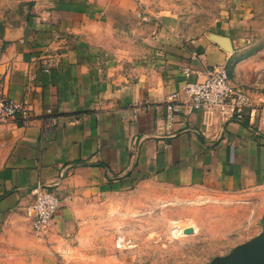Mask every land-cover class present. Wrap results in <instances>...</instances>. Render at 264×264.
I'll use <instances>...</instances> for the list:
<instances>
[{
    "label": "crops",
    "instance_id": "obj_1",
    "mask_svg": "<svg viewBox=\"0 0 264 264\" xmlns=\"http://www.w3.org/2000/svg\"><path fill=\"white\" fill-rule=\"evenodd\" d=\"M19 6L0 22V100L28 111L0 121V264H72L89 203L143 185L241 200L264 232V124L252 130L193 110L184 96L188 81L226 65L233 84L264 105L243 59L244 22L215 30L231 38L227 53L209 36L184 42L158 28L138 0ZM173 94L179 111L169 135ZM40 185L62 202L47 242L26 223Z\"/></svg>",
    "mask_w": 264,
    "mask_h": 264
},
{
    "label": "rangeland",
    "instance_id": "obj_2",
    "mask_svg": "<svg viewBox=\"0 0 264 264\" xmlns=\"http://www.w3.org/2000/svg\"><path fill=\"white\" fill-rule=\"evenodd\" d=\"M138 1L143 15L184 42L215 34L225 20L244 22L242 42L248 48L243 59L255 92L264 95V0ZM20 2L0 0V22L11 20ZM188 196L143 185L90 202L78 220L83 223L77 245L81 257L71 263L210 264L259 235L254 213L242 208L243 201L223 195ZM27 218L26 223H33L32 211ZM176 228L184 233L176 235ZM190 228L195 233L186 235Z\"/></svg>",
    "mask_w": 264,
    "mask_h": 264
},
{
    "label": "built area",
    "instance_id": "obj_3",
    "mask_svg": "<svg viewBox=\"0 0 264 264\" xmlns=\"http://www.w3.org/2000/svg\"><path fill=\"white\" fill-rule=\"evenodd\" d=\"M47 73L49 68L45 69ZM192 72H186L189 79ZM204 81H188L184 96L191 109L203 113L217 112L229 122H236L251 128L264 124V105L247 92L237 88L230 77L226 65H215L205 69ZM179 95L173 94L167 99L166 131L174 133ZM23 116L28 119V111L22 103L10 99L0 100V121H9ZM62 209L61 199L50 189L41 185L35 191L32 209L33 234L37 240L47 242L55 227V219Z\"/></svg>",
    "mask_w": 264,
    "mask_h": 264
},
{
    "label": "water",
    "instance_id": "obj_4",
    "mask_svg": "<svg viewBox=\"0 0 264 264\" xmlns=\"http://www.w3.org/2000/svg\"><path fill=\"white\" fill-rule=\"evenodd\" d=\"M30 2L37 0H20ZM210 40L227 53H233L232 40L228 36L210 34ZM195 233L194 228L186 229V235ZM210 264H264V232L256 236L251 241L238 246L233 252L225 257H220Z\"/></svg>",
    "mask_w": 264,
    "mask_h": 264
},
{
    "label": "bare ground",
    "instance_id": "obj_5",
    "mask_svg": "<svg viewBox=\"0 0 264 264\" xmlns=\"http://www.w3.org/2000/svg\"><path fill=\"white\" fill-rule=\"evenodd\" d=\"M183 233H184V230H182L180 228H176V230H175L176 235H182Z\"/></svg>",
    "mask_w": 264,
    "mask_h": 264
}]
</instances>
